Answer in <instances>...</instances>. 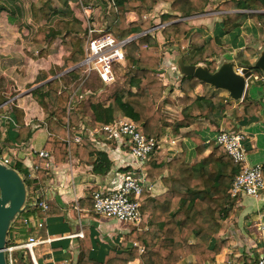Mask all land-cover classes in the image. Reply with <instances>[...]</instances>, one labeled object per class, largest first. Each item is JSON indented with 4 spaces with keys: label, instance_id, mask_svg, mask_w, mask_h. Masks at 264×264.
I'll return each instance as SVG.
<instances>
[{
    "label": "crops",
    "instance_id": "1",
    "mask_svg": "<svg viewBox=\"0 0 264 264\" xmlns=\"http://www.w3.org/2000/svg\"><path fill=\"white\" fill-rule=\"evenodd\" d=\"M34 1L36 0H23L26 7ZM225 1L227 0H211L205 11L183 18L189 22L194 31L203 34L195 46H192L188 39L165 40L160 28L153 31L158 40L155 50H164L159 72L165 78L164 83L169 86V91L173 90L170 96L172 98L166 107L169 120L173 122L183 119V106L178 105L175 98L183 96L187 90L192 96L210 98L218 95L223 105V108L214 114V121L198 117L187 127H166L162 137L166 143L162 144L155 157L169 159L181 156L187 161L200 159L208 155L210 149H206L203 153L198 152L197 138L186 133L195 132L207 145L215 140L221 130H233L247 135L245 144L249 162L261 164L264 168V72L254 68L264 51V24L257 15L264 13V10L220 8L219 6ZM89 2L96 5L95 20V14L104 12L106 0L85 1L87 5ZM80 7L77 9V15L80 14ZM170 10L171 2L158 0L148 13L139 15L130 11L126 14V19L128 23L139 22L141 17L149 15L148 19L153 20L158 26L161 24V15L169 13ZM225 13H249V16L242 27L228 33L224 31L222 23V16ZM28 20L31 21L28 15L24 17L12 14L10 11H0V93L7 97V100L0 105V157H9L13 168L15 164L20 163L26 169L24 174L18 170L23 177L32 172L36 158L40 157L39 151H49L54 156L53 150L44 147L51 135L50 113L48 108L39 103L38 97L32 91L73 68L65 65L66 52L63 50L61 37H57L49 47H46L48 53L46 56L41 55L42 46L24 37L28 35V31H24ZM232 34L244 37V43L240 41L235 43ZM198 52H201V56L197 55ZM203 59L212 61L213 64L209 66ZM188 60H199V63L192 65L209 66L211 71H216L225 62H234L240 68L251 69L252 76L247 80L243 98L234 100L229 91L197 79L184 82L179 62L191 65ZM62 66L64 69L59 70L58 68ZM52 68L57 70L56 75L50 74ZM254 70H259L260 73ZM80 78L81 75L77 78V82ZM78 94L77 101L87 100L85 92L80 91ZM15 108L23 110L24 124L33 130L32 137L25 143L15 141L16 133L21 128V124L16 121L13 114ZM89 115H86L81 129L71 128L81 137L86 136L89 141L88 147L93 154L90 161L82 162L72 154L60 164H56L53 159V165L44 179L39 178L40 191L44 192L49 201L58 204L60 213L44 217L46 226L36 229L33 234L37 238L51 239L34 246L33 257L37 264L65 262L77 264L84 247L83 240L92 242L90 254L94 259L102 262L110 250H120L127 236L134 231L132 226L94 213L91 192L97 188L105 190L118 188L127 174H140L146 170L147 163L142 165L132 156L124 138L110 139L105 133L98 132L93 136L90 135L89 130L96 128L86 126V122L90 119ZM100 151L105 152L112 162L111 169L105 174L94 171V161ZM150 183L152 190L149 194L152 196L160 195L167 190L161 178ZM230 204L232 213L228 218L220 221V230L215 235L217 241L227 240V247L211 264H256L264 257V193L259 197L243 195L237 200H231ZM80 232L82 235L79 234ZM28 236L27 230L17 223L14 227H10L7 240L10 243H17L25 241ZM126 245L129 247L131 242L127 241ZM143 250L144 248L141 247L140 252L142 253ZM20 254L24 260L21 264H33L26 250H21ZM194 260V256H189L185 262ZM248 260L250 263L247 262ZM128 264L144 263L141 258H137Z\"/></svg>",
    "mask_w": 264,
    "mask_h": 264
},
{
    "label": "trees",
    "instance_id": "2",
    "mask_svg": "<svg viewBox=\"0 0 264 264\" xmlns=\"http://www.w3.org/2000/svg\"><path fill=\"white\" fill-rule=\"evenodd\" d=\"M114 1L115 5L109 9L106 3L104 16L107 31L118 39L124 40L155 26L153 20L127 24L126 14L130 11L139 15L146 14L158 0ZM163 1L171 2L170 12L161 15V24L165 25L160 30L165 40L188 39L191 45L195 46L203 34L194 31L183 18L205 11L211 0ZM79 7V0H36L28 7L24 5L23 0H0V11L6 10L24 17L28 15L31 21L28 20L25 24L24 31H28V35L24 37L43 47L42 56L48 54L46 47H49L57 37H61L63 50L66 52L64 61L68 68L76 66L85 58L86 26L81 9L80 16L77 15ZM219 7L264 10V0H227ZM257 15L264 24V13ZM248 16L249 13L223 14L224 31L229 33L242 27ZM157 45V36L153 32L143 34L125 45L124 84L115 88L112 95L106 98L110 101L109 104L81 99L68 108L72 93L67 86L69 84L67 80L71 77L77 81V77L79 78L83 71L80 66L32 91L46 109L54 107L50 114L51 135L44 147L53 150L56 164L67 159L69 154L78 157L82 162L90 161L93 154L89 150L86 136H82L81 143L67 142L68 127L81 129L86 115L89 114L90 119L86 126L90 128L126 116L141 125L147 135L158 139L163 137L166 127H187L198 117L215 120L214 114L223 108L221 97L192 96L188 90L176 99V103L183 106V119L173 122L168 120L163 112L166 101L163 99L164 84L158 74L161 55L155 50ZM197 55L201 56V52ZM188 63L197 64L199 60H188ZM254 71L260 73L259 70ZM50 74L56 75L57 70L52 68ZM182 79L188 82L196 78L189 75L183 76ZM6 100L7 97L0 93V105ZM13 114L16 121L21 124L15 141L25 143L32 137L33 130L24 124V112L21 108H15ZM186 135L197 138L198 152L203 153L210 149V153L191 161L181 156L159 159L154 154L147 162L146 178L149 182L161 178L167 190L156 196L144 192L140 229L132 231L127 236L120 250H110L102 262L91 256L92 242L83 240L84 247L77 264H128L137 258H141L144 264H182L189 256H194L192 264H211L216 256L222 253L227 247V240L217 241L215 235L220 230V221L232 213L227 196L238 170L230 155L223 147L216 145L215 141L205 145L195 132H188ZM46 162L44 158H36L35 165L39 166L37 174L42 180L49 171ZM14 167L22 174L26 173V169L20 163ZM111 167L112 162L108 155L103 151L98 152L94 161V171L105 174ZM25 182L27 187L31 186L28 178H25ZM48 205V210H39L41 217L60 213L56 202L49 201ZM127 241L131 242L129 247L126 245ZM141 247L144 248L142 253ZM247 262L250 263V260Z\"/></svg>",
    "mask_w": 264,
    "mask_h": 264
},
{
    "label": "built area",
    "instance_id": "3",
    "mask_svg": "<svg viewBox=\"0 0 264 264\" xmlns=\"http://www.w3.org/2000/svg\"><path fill=\"white\" fill-rule=\"evenodd\" d=\"M86 0H79L86 32L84 33L86 40L85 58L80 66H86L87 71L93 70L96 60L102 62V67L97 68L101 79L105 83H109L115 79L113 73V63L116 60L125 59L124 47L127 43L135 40H130L134 36H130L124 40H118L109 32L97 28L94 20V13L96 5ZM90 1V0H88ZM108 9L115 5L114 0H106ZM144 19H148L149 15H144ZM164 27V24L154 26L150 30L143 32H153L159 28ZM142 34V35H143ZM38 53V52H37ZM242 68L239 69L241 72ZM71 71V70H70ZM75 90L69 99L68 108L70 109L77 102L80 86ZM69 136L67 142H82V137L73 131V128L68 127ZM105 133L108 138H124L129 145L132 156L142 165H145L151 157L156 154L164 142L163 138L158 139L147 135L141 125L134 122L126 116H120L118 119L101 124L94 130H89L90 135L95 133ZM247 135L241 131L221 130L215 137V143L223 147L230 155L235 163L238 173L228 191L227 200H237L239 197L246 195L251 197H259L264 193V168L261 164H251L249 162L248 149L245 144ZM39 156L47 159L46 168L50 169L53 165V153L49 151H39ZM0 160L9 166L12 161L9 157H0ZM38 165L33 167L31 173L24 176L31 182L28 188V197L26 202L25 212L13 221L11 226L17 223L27 230L28 237L25 241L8 242L6 246L7 263L21 264L24 263L23 256L20 254L21 250H26L31 258L32 263L37 264L33 257L34 246L47 242L51 239L37 238L33 234L36 229H42L46 226L44 217L39 215V210H48L49 199L44 192L38 187L39 177L37 176ZM146 170L140 174H127L123 183L115 189H94L91 192V199L93 202L92 210L97 215L115 219L126 225L132 226L134 230H139L142 224L141 206L144 192L152 190L151 183L146 178ZM1 197V189H0ZM29 211V212H28ZM82 235V232L79 233ZM77 235V234H76ZM64 264H70L65 262ZM182 264H192V262H184ZM257 264H264V257L260 258Z\"/></svg>",
    "mask_w": 264,
    "mask_h": 264
},
{
    "label": "water",
    "instance_id": "4",
    "mask_svg": "<svg viewBox=\"0 0 264 264\" xmlns=\"http://www.w3.org/2000/svg\"><path fill=\"white\" fill-rule=\"evenodd\" d=\"M142 34L140 33L130 38V40ZM80 65L81 63L72 69ZM179 65L184 76L192 75L199 81L227 90L234 100L243 98L247 80L252 76L251 69L243 67L240 72V67L234 62H225L216 71H211L208 66L185 65L182 61L179 62ZM254 68L264 72V51L255 63ZM0 189V264H8L5 251L8 244V232L17 215L27 207L28 188L20 172L12 166L4 164L1 160Z\"/></svg>",
    "mask_w": 264,
    "mask_h": 264
},
{
    "label": "rangeland",
    "instance_id": "5",
    "mask_svg": "<svg viewBox=\"0 0 264 264\" xmlns=\"http://www.w3.org/2000/svg\"><path fill=\"white\" fill-rule=\"evenodd\" d=\"M95 16H96L95 17V22L97 24V28L104 30V32H108L107 29H106V22H105L106 18L104 16V12H102L99 15L95 14ZM146 20L147 19H144L143 17H141L139 22H143V21H146ZM126 23L130 24V23L127 22V19H126ZM236 32H238V31H236ZM136 35H138V34H133L131 36H136ZM232 35L233 36H231V37H232V39H233V41L235 43H237V41H238V43H239V41H240V43H244V40H245L244 37L241 38V37H239L236 34H232ZM114 37L117 39V41L118 40L120 41V39H118L116 36H114ZM162 52L164 53V50L159 51L160 55H162ZM162 56H164V54ZM162 56H161V62H162ZM212 64H213V62L209 61L207 65L211 66ZM80 67L83 68V71L81 73L80 81H78V82L74 81L70 77L69 80H67V82H69V84L67 86H68L69 90L71 91V93H73L75 90H77L78 86L82 82V85L80 86V88H81L80 91L81 92H85L86 97H87V101L89 99H92V100H95V101H102L105 104H109L110 101L108 99H106V98L108 96L112 95V93L114 92L115 88L121 87L124 84V80H125L124 69L126 67L125 59H123L121 61L120 60L114 61V63H113V73H114L115 79L113 81L109 82V83H105L101 79L100 74H99V70L97 69L99 67H102V62L101 61L96 60L94 66H93L94 68L91 71H87L86 66H80ZM58 69L59 70L60 69H64V66L59 67ZM159 69H158V74H159V76L162 79L163 84H164L163 99L166 101L165 105L163 107V112L168 117V120H169V115H168V111H167L166 107H167L168 101H170V99L172 98L170 96H171L173 90L169 91V86L165 85L164 81H166V80H165V78H163L161 76V72H159L161 70H159ZM59 73H61V72H59ZM79 77H80V75H79ZM173 98H175V97H173ZM177 98L178 97H176L175 99H177ZM175 99H173V100L175 101ZM47 110L49 111L50 114H52V112L54 111V107L50 106V107H48Z\"/></svg>",
    "mask_w": 264,
    "mask_h": 264
}]
</instances>
